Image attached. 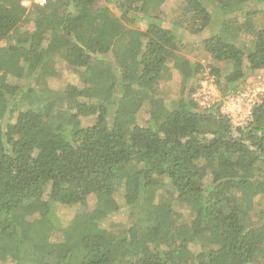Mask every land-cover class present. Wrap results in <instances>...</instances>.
Instances as JSON below:
<instances>
[{"label": "trees", "instance_id": "obj_1", "mask_svg": "<svg viewBox=\"0 0 264 264\" xmlns=\"http://www.w3.org/2000/svg\"><path fill=\"white\" fill-rule=\"evenodd\" d=\"M24 1L0 0V264H264V97L245 127L222 111L264 71V0H178L172 27L170 0ZM206 31L208 108L185 55ZM61 63L81 86L50 87Z\"/></svg>", "mask_w": 264, "mask_h": 264}, {"label": "rangeland", "instance_id": "obj_2", "mask_svg": "<svg viewBox=\"0 0 264 264\" xmlns=\"http://www.w3.org/2000/svg\"><path fill=\"white\" fill-rule=\"evenodd\" d=\"M257 9H261L260 13L257 14L254 18L256 22V26L258 30H263L264 29V3L257 4L256 7ZM116 11V10H115ZM117 12V11H116ZM180 12H181V2L178 0H170L167 4H165L162 8V18L165 20V25L167 27H172L175 22L179 19L180 17ZM138 28H141L142 30H146V24H138ZM210 37V32L206 31L205 33L198 35V36H187V43L189 44L188 46V52L185 54L189 59H191L194 62H199L202 63L206 71L203 75L204 80L201 82V84L207 79L210 78L209 76V64L213 63L211 60L210 56L205 52L204 47L202 45V41L206 38ZM248 49H250L252 46V41H248ZM49 49L52 51H56L58 49V45H49ZM59 68L62 72V77L60 79H51L49 82V85L53 89H61L64 87H67L68 84L76 85V86H81V82L79 78L73 77L68 74L67 68L61 63L59 64ZM206 78V79H205ZM202 79V76H201ZM264 80V71L251 75L248 80H246L240 88V91H245L247 89H253L257 88L259 86V82ZM179 79L178 77L175 78L173 81L169 83H162V91H163V98H164V105H166L169 109H172L173 103L176 101L179 95ZM74 87V86H72ZM71 88H69L70 90ZM72 90V89H71ZM219 91L216 92L215 94L218 95ZM79 94V92H78ZM195 98L197 100H200L202 102V98L198 96V94L195 95ZM229 98V97H228ZM225 102V101H224ZM229 110V107H227L225 104H223L222 111L226 113V111ZM235 117L236 113H234ZM231 117V116H230ZM232 118V117H231ZM238 118V117H237ZM233 119V118H232ZM140 120L142 122H146L148 120V115L146 113H143ZM10 123L15 126L16 124V118H13ZM82 124L84 126H90L94 124V118L90 119H82ZM121 193V192H120ZM93 204L91 200H89L86 210H91L93 207ZM79 208H62L60 211V216L63 221H66L68 218L72 217L73 214L77 213ZM127 215L125 212L120 213L119 215L115 216L111 221L107 222L105 224V227L109 229L111 232H116L120 229H123V227L127 223ZM21 225H24V223H21ZM25 227V226H24ZM54 241L57 243V247L62 250H67V247L64 243V239L60 237V239L55 238ZM4 264H13L11 260H6L3 262Z\"/></svg>", "mask_w": 264, "mask_h": 264}, {"label": "built area", "instance_id": "obj_3", "mask_svg": "<svg viewBox=\"0 0 264 264\" xmlns=\"http://www.w3.org/2000/svg\"><path fill=\"white\" fill-rule=\"evenodd\" d=\"M51 1L54 0H26L23 2V5L30 7L36 4L37 6L44 7ZM258 84L259 86L257 88L239 91L236 95L229 97L224 102L229 107V110L226 113L223 111V113L229 116L235 128L247 126L251 120L252 110L261 104L262 98L264 97V80ZM215 90L216 92L218 91L212 78H207L201 84V88L197 94L202 98V102H200L202 107L208 108L217 101L218 95L215 94ZM234 113H236L238 118L234 116Z\"/></svg>", "mask_w": 264, "mask_h": 264}]
</instances>
